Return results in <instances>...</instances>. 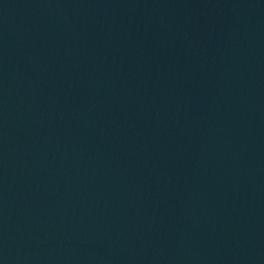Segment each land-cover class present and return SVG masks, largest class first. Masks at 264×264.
Wrapping results in <instances>:
<instances>
[{
	"label": "water",
	"instance_id": "95a60500",
	"mask_svg": "<svg viewBox=\"0 0 264 264\" xmlns=\"http://www.w3.org/2000/svg\"><path fill=\"white\" fill-rule=\"evenodd\" d=\"M0 264H264V0H0Z\"/></svg>",
	"mask_w": 264,
	"mask_h": 264
}]
</instances>
